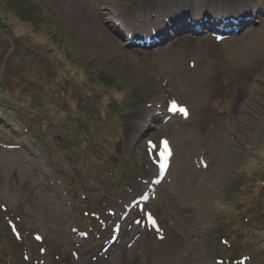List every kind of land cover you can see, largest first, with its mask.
Segmentation results:
<instances>
[{
  "label": "rangeland",
  "instance_id": "1",
  "mask_svg": "<svg viewBox=\"0 0 264 264\" xmlns=\"http://www.w3.org/2000/svg\"><path fill=\"white\" fill-rule=\"evenodd\" d=\"M242 1L0 0V264H264Z\"/></svg>",
  "mask_w": 264,
  "mask_h": 264
},
{
  "label": "bare ground",
  "instance_id": "2",
  "mask_svg": "<svg viewBox=\"0 0 264 264\" xmlns=\"http://www.w3.org/2000/svg\"><path fill=\"white\" fill-rule=\"evenodd\" d=\"M248 2H249V0H245V1H242V3H240L239 8L243 9L242 12H244V9H246L248 7ZM249 3H251V2H249ZM174 8H175L174 6H172L170 8V10L168 8L169 13H171V11L174 12V10H173ZM181 13H182V10L175 13L174 15L180 16ZM196 17H199V16H196ZM206 47L208 49V46H206ZM247 47L250 49V50L246 51L247 55H249V54L254 55L253 53L264 52V30H259L255 33H252L249 37V45ZM237 54H240V53H236V52L235 53H232V52L229 53V56H228L229 60H230V58L234 59L237 56ZM190 68H192V70L190 72H188L189 75L186 76V82L188 83L187 85L190 86L191 92H193L195 94V96H198V94L201 90L202 84H203V80H204L203 78L211 76V73L214 72L218 68V65L214 64V63H209V62H207L206 64H201V61L197 62L196 60H194L191 63ZM189 118H190V113H189V116L187 117V119H189ZM168 156L169 155L167 153H163L161 155V157H166L167 160H168Z\"/></svg>",
  "mask_w": 264,
  "mask_h": 264
},
{
  "label": "snow or ice",
  "instance_id": "3",
  "mask_svg": "<svg viewBox=\"0 0 264 264\" xmlns=\"http://www.w3.org/2000/svg\"><path fill=\"white\" fill-rule=\"evenodd\" d=\"M37 239H39V237H37Z\"/></svg>",
  "mask_w": 264,
  "mask_h": 264
}]
</instances>
